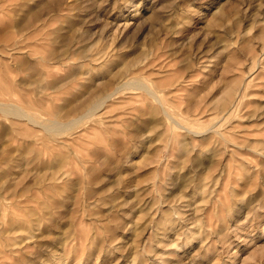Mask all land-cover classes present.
<instances>
[{
    "label": "rangeland",
    "instance_id": "rangeland-1",
    "mask_svg": "<svg viewBox=\"0 0 264 264\" xmlns=\"http://www.w3.org/2000/svg\"><path fill=\"white\" fill-rule=\"evenodd\" d=\"M8 1L0 264H264V0Z\"/></svg>",
    "mask_w": 264,
    "mask_h": 264
},
{
    "label": "bare ground",
    "instance_id": "bare-ground-1",
    "mask_svg": "<svg viewBox=\"0 0 264 264\" xmlns=\"http://www.w3.org/2000/svg\"><path fill=\"white\" fill-rule=\"evenodd\" d=\"M11 3V0L8 1ZM2 3V1H1ZM10 46H12L13 48L12 49H15L16 50V43L13 42L10 44ZM262 66V65H261ZM124 85H135V86H141V84H144L142 83L141 79L139 77H134L132 79H126L124 80L123 82ZM145 86V89H146V85ZM4 87V86H3ZM134 87V86H133ZM135 88V87H134ZM138 88V87H137ZM141 88V87H140ZM143 88V87H142ZM150 88L146 89L147 92L149 91ZM1 90V89H0ZM149 93H151V90L149 91ZM236 99V98H235ZM235 101V100H234ZM240 101V100H239ZM103 104V100H100L98 102H94L92 104H89L88 106V109L85 110L87 111V113H90V114H93V112L98 109L100 107V105ZM231 104V103H230ZM233 104V103H232ZM231 104V105H232ZM0 113H3L7 116H10L12 118H15V119H22V120H26L28 122H30V124L32 123V125H37L38 127H41V129H43L45 132L47 133H53V134H58V133H61V131L63 130H66V129H69L71 128L72 126L76 125L80 120H82V118L80 119V117H76V118H73L69 121H59L58 119L56 118H50V119H47L45 121H42V120H39L36 118V116L28 113L24 108H22L21 106H19L18 104H16L15 102H12V101H3L2 99H0ZM163 113L168 117V118H171L170 121L172 122H176L172 117L171 115L166 111V110H163ZM55 117V116H54ZM46 119V118H45ZM173 119V120H172ZM207 132H213V133H216L219 137L223 138L226 140L225 136L222 134L221 130H217V129H212V128H209V129H206ZM204 185V184H202ZM199 186L195 187V189L198 190ZM202 188V186L200 187ZM194 189V190H195ZM204 189V188H203ZM175 207V206H174ZM182 208V207H181ZM174 211L177 212V215L175 214V218L173 217V221L171 220V222H175V219L179 221V218L180 215H181V209L180 207L178 208H174ZM183 213V212H182ZM20 218V217H18ZM17 219V218H16ZM27 219V218H26ZM36 219V218H35ZM182 219V218H181ZM19 220V219H18ZM164 220V219H163ZM27 221V220H26ZM15 222V221H14ZM32 219L30 220V222H25V220H23L22 218L18 221V227H21L24 228V227H29L30 228V225H32ZM35 222V221H34ZM32 223V224H31ZM159 223V222H158ZM170 222H166L164 223V225H169ZM17 224V223H16ZM15 224V225H16ZM157 224V222H156ZM158 225V224H157ZM187 228V227H186ZM191 230V229H190ZM156 231H158V233H161L162 236H164V233L161 231L159 232V230H156L155 227L152 228V230H150L149 232L150 233H153ZM189 231V229L187 230V232ZM182 232V230H181ZM184 233V232H183Z\"/></svg>",
    "mask_w": 264,
    "mask_h": 264
}]
</instances>
